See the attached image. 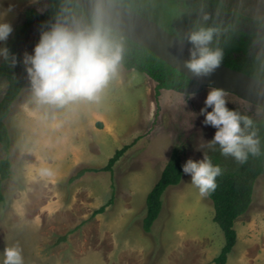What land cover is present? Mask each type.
<instances>
[{
  "label": "rangeland",
  "instance_id": "1",
  "mask_svg": "<svg viewBox=\"0 0 264 264\" xmlns=\"http://www.w3.org/2000/svg\"><path fill=\"white\" fill-rule=\"evenodd\" d=\"M217 1L228 12L207 10L202 0H193V14L212 26L264 34V0ZM4 2L9 9L6 14L0 7V22L10 23L13 31L0 48L27 9L43 14L48 8L47 0ZM42 32L32 27L23 57L33 53ZM260 47L257 42L253 52ZM6 89V79L0 78V101ZM209 89L194 95L157 93L148 76L118 64L97 99L57 106L38 104L28 79L6 119L12 175L3 184L0 205V260L3 249L15 245L23 264H215L224 235L213 221L211 201L192 186L189 175L166 191L151 232L143 230L147 195L173 149H181L185 163L202 160L219 146L212 143L216 129L205 126L199 114ZM224 99L229 110L255 120L264 116L260 107L236 95L224 93ZM97 116L105 120H94ZM128 145L113 172H88L69 182L82 169L104 168ZM75 161L85 166L77 168ZM102 207L105 212L94 217ZM235 229L237 243L227 264H264V174Z\"/></svg>",
  "mask_w": 264,
  "mask_h": 264
},
{
  "label": "trees",
  "instance_id": "2",
  "mask_svg": "<svg viewBox=\"0 0 264 264\" xmlns=\"http://www.w3.org/2000/svg\"><path fill=\"white\" fill-rule=\"evenodd\" d=\"M114 1L160 25L187 44H189L187 41L189 33L196 28L215 29L209 47L222 51L223 57L220 64L264 83V34H248L242 30L234 29L229 24L209 25L193 14V0H190L191 3L188 0ZM202 1L207 10L213 7L227 11L217 0ZM47 5L48 8L43 14L35 9H27L24 12L23 22L15 27L11 38L6 43L5 48L9 50V57L7 59L3 57L0 62V78H5L7 81L6 92L0 101V146L5 154V157L0 159V205L5 203L3 184L12 175V163L9 158L11 137L6 119L12 106L28 85L22 46L28 40L33 26L40 31H45L50 25L57 22L68 25L75 22L81 26H87L92 23L93 19L73 0H47ZM104 26L110 37L122 46L119 65L128 71L148 76L156 83L157 93L162 90L180 92L194 84L188 77L171 68L147 48L134 43L106 25ZM257 42L260 43L261 50L255 53L253 52L254 45ZM260 109L264 115V109ZM239 114L246 116L252 122L251 126L245 129V134L255 133L254 139L258 142L256 153H248L247 159L241 163L231 155H223L220 146H217L208 156L213 165H218L221 168V175L216 178V189L207 195L214 208L213 221L221 229L225 240L219 255L213 261L215 264H227L228 256L233 252L237 243L235 224L248 212L253 200L255 183L264 174V116L261 120H255L250 116ZM241 127L243 128L244 125L241 124ZM131 146L128 145L116 151L104 168L82 169L72 176L69 182L73 183L79 180L88 172H113L114 165ZM183 164L181 149H173L158 181L147 195L146 215L143 220L144 232L150 233L159 218L166 191L180 185L184 174L182 172ZM105 209L106 207L98 209L93 216L103 214ZM60 240L65 241L66 237H61Z\"/></svg>",
  "mask_w": 264,
  "mask_h": 264
},
{
  "label": "clouds",
  "instance_id": "3",
  "mask_svg": "<svg viewBox=\"0 0 264 264\" xmlns=\"http://www.w3.org/2000/svg\"><path fill=\"white\" fill-rule=\"evenodd\" d=\"M12 31L10 23L0 22V42L6 41ZM215 31L198 27L187 37L191 48L185 66L198 77L211 74L222 61V51L209 47ZM121 54V44L110 37L97 13L87 26L75 22L50 25L41 33L33 53L24 55L23 63L34 100L38 104L63 106L77 99H97L115 73ZM0 57L7 59L9 50L0 48ZM204 105L199 114L204 116L205 126L216 129L212 143L220 146L223 155H231L242 163L248 153H256L255 133L245 134L252 122L226 107L222 90L210 88ZM182 172L191 177L192 186L205 196L216 189L221 168L205 156L199 161L188 159ZM2 255L0 264H23L18 246H6Z\"/></svg>",
  "mask_w": 264,
  "mask_h": 264
},
{
  "label": "water",
  "instance_id": "4",
  "mask_svg": "<svg viewBox=\"0 0 264 264\" xmlns=\"http://www.w3.org/2000/svg\"><path fill=\"white\" fill-rule=\"evenodd\" d=\"M92 17L99 14L103 24L134 43L147 48L171 68L194 82L182 94L216 88L264 109V83L242 72L219 64L207 76H196L186 66L191 46L160 25L142 17L114 0H73Z\"/></svg>",
  "mask_w": 264,
  "mask_h": 264
},
{
  "label": "crops",
  "instance_id": "5",
  "mask_svg": "<svg viewBox=\"0 0 264 264\" xmlns=\"http://www.w3.org/2000/svg\"><path fill=\"white\" fill-rule=\"evenodd\" d=\"M4 1H6V0H0V7H2L1 9H3L4 7L6 8V14H7V9H9L8 7H9V5L7 4L6 5V3L4 2ZM8 6V7H7ZM133 72H135V71H133ZM163 91H166V90H163ZM97 118V119H96ZM94 120H98V119H102V120H105V119H103L102 117H100V116H97ZM104 134H107V133H104ZM112 158V157H111ZM76 164H78V167L77 168H79L80 166H85V165H83V164H81V163H79V161H75V163H74V165H76Z\"/></svg>",
  "mask_w": 264,
  "mask_h": 264
}]
</instances>
